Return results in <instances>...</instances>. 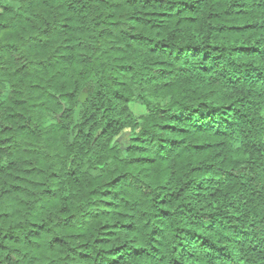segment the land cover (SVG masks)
Returning <instances> with one entry per match:
<instances>
[{"label": "trees", "instance_id": "1", "mask_svg": "<svg viewBox=\"0 0 264 264\" xmlns=\"http://www.w3.org/2000/svg\"><path fill=\"white\" fill-rule=\"evenodd\" d=\"M0 264H264V0H0Z\"/></svg>", "mask_w": 264, "mask_h": 264}, {"label": "rangeland", "instance_id": "2", "mask_svg": "<svg viewBox=\"0 0 264 264\" xmlns=\"http://www.w3.org/2000/svg\"><path fill=\"white\" fill-rule=\"evenodd\" d=\"M133 111H134L137 115H140V114H142V113L145 112V109H144V107H143L142 105L135 103V104L133 105Z\"/></svg>", "mask_w": 264, "mask_h": 264}, {"label": "water", "instance_id": "3", "mask_svg": "<svg viewBox=\"0 0 264 264\" xmlns=\"http://www.w3.org/2000/svg\"><path fill=\"white\" fill-rule=\"evenodd\" d=\"M83 97H85V94H82L81 99H83Z\"/></svg>", "mask_w": 264, "mask_h": 264}]
</instances>
